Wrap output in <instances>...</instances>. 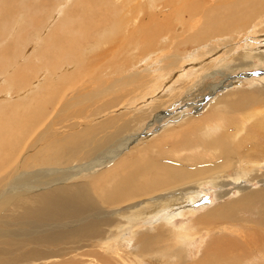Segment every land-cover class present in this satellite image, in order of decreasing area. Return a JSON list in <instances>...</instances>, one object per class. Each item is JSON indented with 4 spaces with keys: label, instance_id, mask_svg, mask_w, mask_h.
<instances>
[{
    "label": "bare ground",
    "instance_id": "6f19581e",
    "mask_svg": "<svg viewBox=\"0 0 264 264\" xmlns=\"http://www.w3.org/2000/svg\"><path fill=\"white\" fill-rule=\"evenodd\" d=\"M49 1H0V42H4V46L0 43V80L7 88L6 98L0 100V264L12 263L17 258L27 264H110L108 257L122 264H134L133 261L139 262L135 258L137 255L141 257L142 253L151 251L163 254L149 260L167 262L172 253L178 252L182 256L184 240L203 238L205 231L207 235L213 234L203 240L199 261L216 259L249 264L260 260L262 257L258 254H246L261 244L259 241L263 237L254 229L264 227V190L247 193L245 185L237 186L241 191L239 198L211 207L207 212H199L196 218V214L190 213L195 210L186 208L191 200L202 203L195 199L202 192L199 187L203 183L215 184L222 178L226 166L234 164L232 158L238 153H245V157L241 155L243 167L238 169L235 181L244 180L255 170L247 166L249 162L263 161L258 166L264 168V109L246 113L251 124L247 132L244 131L245 139H234V134L244 129L239 123L244 117L238 120L235 111L248 103L251 106L261 103L260 92L253 88H231L228 95L210 103L211 114L204 124L187 118L177 126L178 129L166 127L151 142L143 139L136 145L130 143L137 137L133 136L137 123L165 105L166 100L155 95L159 90L169 91L167 94L171 95L182 92L181 87L166 89L170 78H177L179 74L187 76V70L192 71L191 67L195 65L198 72L192 73L190 79L195 87L197 80L217 74V65L227 59L237 61L236 68L231 69L234 71L261 66L260 63L264 69V50H259L258 45L264 43V0H138L142 14L127 21L125 26V11H118L117 23L111 25L108 6L112 3L122 10L125 2L137 0H93V7L82 13L77 11L82 6L76 7L80 0H62L56 5L50 21L51 24L58 19L50 38L45 40L42 33L37 35L44 43L39 53L59 56L61 65L64 62L63 69L55 75L61 79L56 81L55 87L48 78L50 88L54 87L59 99L53 106L54 111L49 110V106H34L31 110L30 93L46 83L42 78L50 73V68L46 64L38 76V84L29 88L26 87L30 77L28 61L12 62L6 57L21 35V29L26 27L25 23L35 20L42 3ZM161 5L170 7V12L159 14L161 11L157 12V8ZM15 14L19 27L13 28L17 33L10 28V20L13 21ZM175 14H179L178 22L185 25L181 34L175 31ZM40 19L38 17L36 23ZM108 24L111 27L108 28ZM102 27L105 28V33L101 31L103 38L99 33L100 38L96 36L97 42L88 51L94 53L93 59L103 62L98 68L106 67V70L95 76V86L87 92L74 88L78 82L75 74L68 75L69 81L65 85L63 70L67 69V63L70 64L66 56L84 49L86 45L81 47L82 42L89 41L93 32ZM9 37L13 39L7 40ZM179 37L195 43L205 42L206 49L203 50L204 46L196 48L189 56L174 50L171 54L170 49L175 46L168 45ZM211 52L214 54L202 57ZM195 55L198 58L194 59ZM92 78L87 80L85 76L80 85L90 83ZM243 81H228L226 87L238 86ZM15 84L22 90L18 100L10 104L14 101L11 89ZM218 85L216 91L225 87V83ZM70 91L76 93L66 100ZM133 93L135 95L131 96ZM137 96L141 98L137 103L152 99L147 114L134 110L131 117L123 118L129 113L128 105L134 107ZM162 96L169 98L166 94ZM75 108L80 114L71 111ZM202 108L204 106L199 109ZM164 113L159 115L157 112L155 116L160 121L169 115ZM60 117L75 120L58 126ZM114 139H117L115 143L112 142ZM160 144L167 150L162 149L164 154L153 157L150 152H157L156 147ZM127 145L133 146L131 152L120 155ZM202 145H206L205 148ZM82 152L96 154V157L68 168L55 169L68 160H62V155ZM117 153L120 158H116ZM17 173L20 176H15ZM223 183L217 185L222 188ZM180 190H187L189 194L187 200L181 202L182 206L175 205L177 202L174 201H162ZM221 192L219 198L227 194V191ZM152 194L155 195L149 196ZM178 198H182L181 195ZM257 198L263 204L262 210L259 209L260 224L247 225L249 230L244 231L235 226L228 227L231 223L221 222L235 217L239 207L248 206ZM128 211L132 214L127 215ZM187 214L194 217L189 223L177 226L176 216ZM210 220L214 224L208 228L204 222ZM224 230L229 231L227 235L217 237V233ZM234 234L237 235L232 237ZM174 238L181 242L172 241ZM164 240L168 242L163 243ZM67 243L71 244V250L64 253L60 246ZM178 245L176 251H172ZM257 250L264 252V248ZM68 254L71 256L66 257Z\"/></svg>",
    "mask_w": 264,
    "mask_h": 264
},
{
    "label": "rangeland",
    "instance_id": "374dc122",
    "mask_svg": "<svg viewBox=\"0 0 264 264\" xmlns=\"http://www.w3.org/2000/svg\"><path fill=\"white\" fill-rule=\"evenodd\" d=\"M54 1L55 0H50L49 3L45 2L46 4L42 3V5L40 7L41 10L39 9V13L36 17V19H38V17H39V19L41 18L40 19L41 21H38L39 23H36V19H35L32 21H27L28 23H31V24H28L27 22L25 23L26 27H23V29H21V35L16 39V41L14 39L15 42L13 41L14 44L11 45L9 55L6 57V58H9V60L12 62H20V61L22 62L24 60L28 61V63H29L28 71L30 73V77H29V81H28L26 87H29V88H32L38 84V80H39L38 76L44 71L46 64H48V66L50 68V73H47L45 75V78H42V79H45L46 83L42 84V86L39 89H36L34 92L30 93V98H32V100H33L32 104H30L31 110L33 109L34 106H44V107L49 106L48 109L49 110L52 109L54 111L53 108L56 106L55 103L59 99V97H57L56 91L54 90V87H55L56 81L57 80L61 81V79L59 77L55 78V75L57 72H59L60 70L63 69L64 62L61 65V60L57 59V58H59V56H43L39 53L42 50V47L44 45V43H43V41H41V39L44 38L46 40L47 38H50V36L53 33L55 23L58 22L57 21L58 19H57V20H54L56 22H53L50 24V21L53 19V14L55 12L56 5L58 3H60L62 0H60V1L56 0L55 4H54ZM85 1L86 0H80L78 2V4L76 5V7H78V5L82 6L79 8V10H77V11H79V13H82L83 11H86L88 8L91 9L93 7L92 6L93 0H91L92 3L90 0H87V2H85ZM132 3L125 2L122 10L117 9V6L110 3V6H108L109 11H107V12L111 13V14H108L111 16V18H110L111 25L117 23L116 19H117V12L118 11H125L124 17L122 16L124 18V22L122 21L123 26L126 25L127 21L133 20L132 18L139 17V15L142 14V12H140V10H139L140 6H138V4H139L138 0L134 1L135 4L134 3L132 4ZM135 5H137L138 7H136ZM1 6L2 5L0 4V7ZM83 7H85V8H83ZM135 8H137V10ZM169 9H170V7L166 6L165 8H163V6L161 5L157 8V12L161 11V13H159V14H162V13L165 14V13L170 12ZM107 12H101V13L107 14ZM135 12H137V13H135ZM97 15H99V14H97ZM133 15H135V16H133ZM113 16H114V19L111 20ZM5 17L7 18V15H5L4 18ZM177 17H179V14H175L174 19L176 22L174 24V27H176L175 31L177 33L181 34L182 30L185 29V25L182 24L181 22L179 23L178 22L179 20ZM93 18H96V16H94ZM111 21H113V22H111ZM109 24L106 25L108 28L111 27V25H109ZM47 25H50V27L48 28ZM14 26L16 28L19 27V23H17V14L14 15L13 21L10 20V28H13ZM62 27H63V25L59 28V30ZM176 29H178V30H176ZM11 30L13 31V33H17L15 28H13ZM101 31L104 32L105 28L102 27L100 29H97L96 32H93L89 41L82 42L81 47L86 45V47L84 49L81 48L80 51L78 53H76L75 55L66 56V60H70V64L68 65V63H67L65 66V67H67V69L63 70L64 76H63L62 80L64 81L65 85L69 81L68 75L70 76L72 74H75L77 77L76 79H78V82L74 86V88L77 87L78 89L80 88L83 92H87L95 86L93 84V81H95V76H97L98 74H100L106 70V67L101 68L103 71H101V69L98 68V67L103 65V62H101L100 59H97V58L93 59L94 53L92 51H88L90 48H92V46H94V44L97 42L98 37L100 38L101 34H102L101 37L103 38V36H104L103 34L105 32L103 33ZM40 33H42L41 34L42 38L38 39L37 35L41 36ZM99 33H101V34L99 35ZM97 35H98V37H96ZM45 36H46V38H45ZM184 36H185V34H184ZM15 37H16V34H15ZM201 37H199V38H201ZM8 39L11 40L13 38L9 37V38H7V40ZM180 39H181V41H180ZM185 41H186V43H185ZM181 42H183V43H181ZM195 42L188 40V39L184 40V39L179 37V38L173 40V42H171L168 45L171 47L175 46L173 49L171 47H169L172 49V50L170 49V53L172 54V53H174V51H179V52L184 53V55L189 56L193 52V50H195L196 48L198 49L199 47L202 48L204 45L207 44V43L201 42V41L200 42L198 41L197 43H195ZM0 43L2 46H4V42H0ZM210 43H212V42H210ZM262 43L263 42L258 44V45H260L259 50H264V43L263 44ZM40 44H42L41 48H39ZM2 46H0V47H2ZM219 47H221V46H219ZM205 49L206 48L204 46L203 50H205ZM212 53L214 54V52H211V53H207L206 55H204L202 57L207 58V57L213 55ZM202 57H200V58H202ZM196 58H198V57H196V55H195L194 59H196ZM156 63L158 65L160 64L159 61H157ZM151 64L153 65V67L156 66L153 63H151ZM234 64H237L236 60H229L228 61V59L225 62L219 63V65H217V67H216V69H218V73L215 74L214 76H211V77H205L201 81L197 80L198 82L196 83L195 87L192 85L193 81H190V79L192 77V73L198 72V70H195L196 69L195 65L191 67V69H193L192 71H189L190 69L187 70V76L179 74V75H177V78H174V77L170 78L169 79L170 81H168L166 89L169 86H171L173 90L175 88L181 87L179 90H181L182 92L179 95L178 94L171 95V94H167L169 91L162 92V90H159V92H157L155 94L159 97V98L157 97L158 99L166 100V103H165V105H163V107L160 108V110L157 109V111H153L151 114L145 116L139 123H137V126H135V128H133V129H135L134 133L136 132L133 136H135V137L137 136V137L135 138V140L132 141V143H130V145H136L137 142L139 143L140 141H143V139L146 140L145 142H151L152 139L154 140V138L160 136L162 134L161 131H163L166 127H174V128L178 129L177 126H179L187 118H192L195 121L196 120L202 121V124H204V121L206 119H208L209 115L211 114L210 103L213 104L214 101L216 100V98H218L220 96L223 97V95L226 96L231 92L232 89H238L239 87L256 89V91L258 93L260 92L259 95L262 98L261 103H259V104L255 103L253 106H251L248 103V104H246V107L235 111L234 115L238 120H240L244 117L243 120L239 121L240 125H242V124L244 125L243 126L244 129H241L239 131L242 135L239 132H238L239 134L238 133L234 134V137H235L234 139H237V140L241 139V141L243 139H245L243 137H245V134H246L247 129H248L247 127H249L251 124V122H250L251 118L248 115H246V113L250 114L253 112H260L261 110L264 109V103H263L264 102V80L260 81L261 78H264V72H263L264 69L262 68L263 66L260 63L261 66H255V67H252L249 69H245L244 71H242V69L239 68L240 70L237 69V70H235L236 71L235 72L234 70H231V69H233ZM234 68H236V67H234ZM225 70H227V71H225ZM231 72H233V73H231ZM85 76H86L87 80H91V78L93 77L92 81L90 83L86 82V83H83L80 85L82 78H85ZM228 76H229V78H228ZM48 78H49V81L52 82V84L54 85V87H52V89L50 88V85L48 84ZM232 80L233 81L244 80V81L242 82L243 84L241 82L238 83V86H237V84H234L233 87H226L227 84H229V82ZM184 81H186V82L182 83ZM2 82H3V80H0V100L6 98V91H7V88L2 84ZM224 83H225V85H224ZM216 84H219L218 86L224 85L225 87L216 91L215 90V88L217 87ZM63 87L64 86L62 85L61 88L63 89ZM21 90H19V86L17 84H15L12 87L11 96H12L14 101L10 102V104H12L16 100H18V97H19L18 95H20ZM81 90H77L76 92L81 91ZM261 91L263 93H261ZM73 92L76 93L75 91H70V93L68 94L69 96L66 97V100L70 96L73 95L72 94ZM226 92H227V94H226ZM163 94L168 95L169 98L171 97L170 98L171 100L167 97H163L162 96ZM133 95H135V94L134 93L131 94V96H133ZM21 97H23V95H21ZM140 99L141 98L139 96H137L135 98V100L133 102L134 107H131V104L128 105L129 106V113L126 116H124L123 118L131 117L133 115L134 110H136V111L141 110L142 114H147V109L149 106L148 104L152 101V99H146V101H144V102L140 101L139 103H137V101ZM168 100L170 101L169 103H168ZM130 101H133V100L130 99ZM145 103H147V105H145ZM201 106H204V108L199 109V108H201ZM71 111H74L75 114H80L78 112V108L71 109ZM157 112L159 115H161L162 112H165L164 114L169 113V115L168 116L165 115L164 118L159 121V117L157 118V116H155L157 114ZM53 113H55V112H53ZM106 113H108V111H106ZM212 114H214V113L212 112ZM245 116L247 117V119ZM74 120L75 119H64V118L60 117L59 118L60 124H58V126L71 123ZM47 121H49V120H47ZM44 124L45 123H42V126H44ZM45 126H46V124H45ZM107 130H109V129H107ZM244 131H246L245 134H244ZM145 133H147V134H145ZM149 133H151V134H149ZM141 137H143V138L141 139ZM116 141H117V139H114L112 142L115 143ZM130 145H127L124 148L123 152L120 151L119 152L120 155H123L125 152H128V153L131 152L130 149L133 146H130ZM205 146L206 145H202V148H205ZM162 149L167 150L165 145L160 144L156 147L157 152L151 151L150 154L153 157H157L158 153L164 154ZM99 152L100 151H98V153ZM119 153L116 154V158H118L120 156V155H118ZM95 155L96 154L88 155V154H86V152L74 154L72 156L70 154L62 155V158H61L62 160H67V159L68 160L63 164L56 166L55 169L57 170L59 168H68L70 166H74L77 164L84 163L86 161H90L96 157ZM241 155H242V157H245V153L244 154L238 153V155H235L232 158L234 164L232 163L231 165L226 166L225 171L223 173V177L219 178L215 182V184H212L211 182L206 183V184L203 183L202 186L199 187L200 191H202V192H200V194L197 195V197L195 199L199 202H202V203H196L194 200L193 201L191 200V204L189 201V204L186 206V208L190 207L192 210L194 209L195 211H197V212H195V211L190 212V213L196 214L195 217L191 214H187L186 215L187 217L185 215L184 216L180 215V217L177 215L176 216L177 226L186 224V222L189 223L190 219L193 217L196 218L197 215L199 214V212H201V213L207 212L209 210V208H211V207H215V206L220 205V204L225 205L226 202L228 203V202H230V200L233 201V200L239 198L241 191L239 192V190L237 189V186H240V185L244 186L245 185L247 187L246 188L247 193L248 192H255V191L259 192L261 189L264 190V168L260 169L258 166L259 164H262L263 161L249 162V164L247 166L249 168L255 169L256 171L252 170L248 174V172L245 169H243L242 171H244L245 173L248 174L247 178H244V180L240 179L239 182L234 180V177H235L238 169L243 167V163L241 161ZM220 159H221V157H220ZM109 164L110 163H108L106 166H108ZM96 168L99 169L100 167L99 168L96 167ZM13 174H14V171L9 173L6 177V180H8ZM15 176H20V173H17ZM221 181L225 182L221 185L222 188H220L217 185ZM226 183H227V185H226ZM237 184H239V185H237ZM223 185H225V186H223ZM184 187L187 188L189 186L184 185ZM221 191H225V192L227 191V194L224 195L223 198H219V196H218L219 195L218 193H220V196H221V193H222ZM187 192H188L187 190H180L175 195H168V196L162 198V201H164L166 203H170L171 201H174V203L177 202L175 205L179 204L182 206L181 202L186 201L187 198L189 197V194H187ZM154 195L155 194H152L149 196H154ZM178 195H181L182 198L185 197V199L178 198ZM156 202H158V201H156ZM261 203H262V200L257 198L255 200H253L248 206L243 205V206L239 207L240 209H237L235 217H233L231 219H224L222 221L220 220V221L223 223L228 222V224L231 223V225L228 227L235 226V227H238V229H243L244 231H247V230H249V228H247V225H251L253 223L254 224H260L261 223L260 222L261 210H262V206H263V204L261 205ZM249 207H251V208H249ZM255 207H257L258 211ZM259 209H261V210L259 211ZM258 212H260V213L258 214ZM126 214L131 215L132 213H130L128 211ZM259 215H260V217H259ZM207 222H208V224H207ZM207 222H204V223H205L206 227H208V228H211L214 224L213 220H210ZM239 227H241V228H239ZM232 230H236V229H232ZM254 230L259 232L263 236L259 241V243H261V244H259L257 247L256 246L252 247L248 251L246 256H250L253 253L258 254L262 258L260 260H254V261L250 262L249 264H264V258H263L264 252L261 253L257 250L258 248H264V227L261 229L257 228ZM205 232L202 233L203 238H201V236H197L196 238H194V240L190 241V239H189V240H184L182 242L181 248H183L184 250H183L181 255L183 257L180 256L178 254V252H175L174 253L175 255L173 253L170 255L171 258L167 262L164 260H162L163 262H159L157 260H149V259H152V256H155V255L161 256L163 254V252L151 251L149 253H142V255H141L142 258L140 257V255L136 256V253H135V255L133 254V257L136 256L135 258L139 260V262L133 261V263L139 264L141 262V264H213V262H217L218 264H232V263L222 262V261H219L216 259L212 262L211 261H205V260L199 261L200 248L204 245V243H202L203 240L205 241L208 238V236L213 234V233H211V234L207 235ZM228 232H229L228 230H224L222 233H217V237H219L220 234L227 235ZM236 235L237 234H234L232 237H235ZM172 241L181 242L178 238H174V239H172ZM167 242H168V240L163 241V243H167ZM70 246H71V244L69 245V243H67V244L61 245L60 247L63 248V252L65 253V251L71 250ZM178 247H179V245L176 247H173L172 251H176L175 249ZM44 249H47V248L44 247ZM88 251L89 250H87L85 252H88ZM236 255L243 256V254H236ZM69 256H71V254H68L66 257H69ZM130 256H131V254H130ZM145 258L146 259L148 258L146 260V262H145V260L142 262L141 260H143ZM18 259H21V258H17L16 260H14V262L8 263V264H27L23 261V259H21V260H18ZM107 259H109L108 261L110 262V264H112V263L113 264H122V263H119V261L116 259H111L110 257H108ZM240 263L245 264L244 262H240Z\"/></svg>",
    "mask_w": 264,
    "mask_h": 264
}]
</instances>
